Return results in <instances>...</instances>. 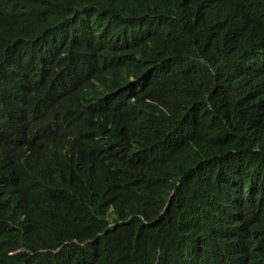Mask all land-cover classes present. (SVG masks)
<instances>
[{
    "label": "trees",
    "instance_id": "obj_1",
    "mask_svg": "<svg viewBox=\"0 0 264 264\" xmlns=\"http://www.w3.org/2000/svg\"><path fill=\"white\" fill-rule=\"evenodd\" d=\"M0 264H264V0H0Z\"/></svg>",
    "mask_w": 264,
    "mask_h": 264
},
{
    "label": "clouds",
    "instance_id": "obj_2",
    "mask_svg": "<svg viewBox=\"0 0 264 264\" xmlns=\"http://www.w3.org/2000/svg\"><path fill=\"white\" fill-rule=\"evenodd\" d=\"M120 223V222H119ZM115 225V223L114 222H112L111 224H109V226L108 227H112V226H114ZM102 234H104V233H102ZM91 241H93V239L92 240H89L88 242H91ZM88 242H86L85 244H81L82 246H85Z\"/></svg>",
    "mask_w": 264,
    "mask_h": 264
}]
</instances>
